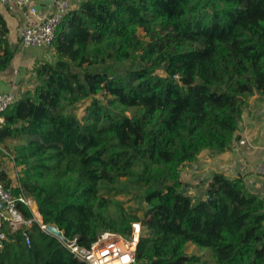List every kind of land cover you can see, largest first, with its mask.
Returning a JSON list of instances; mask_svg holds the SVG:
<instances>
[{"label":"trees","instance_id":"1","mask_svg":"<svg viewBox=\"0 0 264 264\" xmlns=\"http://www.w3.org/2000/svg\"><path fill=\"white\" fill-rule=\"evenodd\" d=\"M6 34L0 16V72ZM52 51L4 113L20 169L16 188L0 170L4 188L83 248L140 222L137 264L199 263L187 244L215 264H264V198L241 177L212 174L196 193L182 181L203 152L232 148L248 99L264 97V0H85ZM0 264L85 263L34 223L2 242Z\"/></svg>","mask_w":264,"mask_h":264},{"label":"crops","instance_id":"2","mask_svg":"<svg viewBox=\"0 0 264 264\" xmlns=\"http://www.w3.org/2000/svg\"><path fill=\"white\" fill-rule=\"evenodd\" d=\"M85 0H68L70 11L78 8ZM33 6L38 13H51L52 0H35ZM0 16L6 26V41L13 58L7 68L0 72V95L12 93L18 99L22 94L34 87L33 72L38 64L52 62L55 56L52 50L45 48H24L19 44V32L25 26L33 23L35 17L26 8L15 5L0 4ZM19 144L16 140L6 139L0 143V170H3L11 182V188L18 187L20 169L15 166L11 150ZM205 154V153H202ZM205 159L187 165L185 182L183 171L182 181L190 193L198 192L206 186L212 174L219 173L233 179L243 178L246 186L259 193L264 198V178L260 177L256 169L264 159V97L253 95L248 99V107L238 123L232 148L224 153L212 155ZM198 160V159H197ZM199 184L200 186H197ZM34 200L33 198L28 199ZM35 208L37 206L36 201ZM33 219H39L32 207L28 206ZM192 255L201 256L202 253L193 245L187 244Z\"/></svg>","mask_w":264,"mask_h":264},{"label":"built area","instance_id":"3","mask_svg":"<svg viewBox=\"0 0 264 264\" xmlns=\"http://www.w3.org/2000/svg\"><path fill=\"white\" fill-rule=\"evenodd\" d=\"M35 0H0L3 5H15L26 8L28 13L35 17L32 24L25 26L19 32V44L24 48H45L52 50L55 33L64 16L70 11L68 0H52V12L38 13L33 6ZM17 100L12 93L0 95V129L4 126V113ZM257 174L264 178V159L256 169ZM20 202L29 206L28 200L15 198L9 189H5L0 182V246L7 241V236L27 227L30 221H25L18 212L17 203ZM4 205L1 208V205ZM29 208V207H28ZM20 222L16 228H8L7 223ZM36 223V222H35ZM39 224V223H38ZM31 226V225H30ZM39 228L46 231V226L39 225ZM53 236L52 234H50ZM142 236L140 222L130 224V234L124 237L119 233L105 231L97 236V239L89 248L81 247L76 238L62 241L55 237L62 246L78 261L85 264H137L136 249ZM25 244L29 245L28 237H25Z\"/></svg>","mask_w":264,"mask_h":264},{"label":"rangeland","instance_id":"4","mask_svg":"<svg viewBox=\"0 0 264 264\" xmlns=\"http://www.w3.org/2000/svg\"><path fill=\"white\" fill-rule=\"evenodd\" d=\"M140 36L143 38V40H145V41H147V39H145L144 38V36H143V34L141 33L140 34ZM75 114H76V116L77 117H81L82 116V110H78L77 112H75ZM203 153H205V154H201L199 157H198V160H196L197 162L196 163H198L199 162V160L202 158V159H205L206 157H208L209 155L207 154L208 152H203ZM201 157V158H200ZM183 176H184V180H185V182H187V183H189L190 182V180H187V176H186V170L185 169H183ZM136 193L135 192H132L131 193V195L132 196H134ZM117 199L118 200H122V199H125V197H121V196H119V197H117ZM128 203V202H127ZM129 205H130V207H134V202H131L130 204H125L124 205V208H127V207H129ZM33 210V209H32ZM111 210H112V212H114V208H111ZM34 211V213H35V211H36V208H35V210H33ZM140 215V214H139ZM35 216H36V213H35ZM31 223H29L28 224V226H30V225H32V224H34L35 222V224H37L38 226L41 224V225H43L42 223H40V222H37L36 221V219H32L31 221H30ZM39 223V224H38ZM48 226V224H46V227ZM185 252H186V254H188V255H192V253L189 251V249H185ZM200 252L202 253V255L200 256L201 258V260H200V262L199 263H197V264H215V262H214V254H213V252H212V250L211 249H209V248H205V249H202V250H200ZM195 255V254H194Z\"/></svg>","mask_w":264,"mask_h":264},{"label":"water","instance_id":"5","mask_svg":"<svg viewBox=\"0 0 264 264\" xmlns=\"http://www.w3.org/2000/svg\"><path fill=\"white\" fill-rule=\"evenodd\" d=\"M182 192H185V188L182 189ZM4 205H1V208H3ZM46 231L52 234L53 236L60 238L62 241H65V237L63 236L62 232H60L55 226L48 225L46 227Z\"/></svg>","mask_w":264,"mask_h":264},{"label":"bare ground","instance_id":"6","mask_svg":"<svg viewBox=\"0 0 264 264\" xmlns=\"http://www.w3.org/2000/svg\"><path fill=\"white\" fill-rule=\"evenodd\" d=\"M28 204L30 205V207H32L33 210H35V202L33 200H29ZM36 221L41 223L40 219L36 218ZM20 225H21L20 222L14 223V222L9 221L7 223V227L8 228H13V227L16 228V227H19ZM44 226H46V225H44Z\"/></svg>","mask_w":264,"mask_h":264}]
</instances>
